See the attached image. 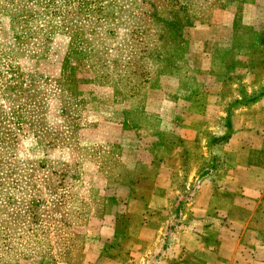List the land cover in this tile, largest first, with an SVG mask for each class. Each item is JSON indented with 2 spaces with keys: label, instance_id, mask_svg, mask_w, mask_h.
<instances>
[{
  "label": "rangeland",
  "instance_id": "1",
  "mask_svg": "<svg viewBox=\"0 0 264 264\" xmlns=\"http://www.w3.org/2000/svg\"><path fill=\"white\" fill-rule=\"evenodd\" d=\"M243 3L0 0V264L83 263L86 232L107 208L98 193H112L94 183L111 167L94 128L114 109L153 124L164 115L172 119L166 131L181 127L184 136L196 122L191 144L164 141L182 150L167 162L188 167L190 148L206 162L211 136L229 133V123L196 115L201 98L179 107L178 120L174 90L187 97L190 83L215 82L205 71L232 65L219 37ZM176 209L187 217L193 210L188 200L169 202Z\"/></svg>",
  "mask_w": 264,
  "mask_h": 264
},
{
  "label": "crops",
  "instance_id": "2",
  "mask_svg": "<svg viewBox=\"0 0 264 264\" xmlns=\"http://www.w3.org/2000/svg\"><path fill=\"white\" fill-rule=\"evenodd\" d=\"M243 4L239 17L222 22L230 33L219 37L232 65L205 71L215 82L203 88L190 83L187 97L183 87L174 90L175 113L201 98L204 109L196 115L229 123V133L211 136L206 162H198L191 148L188 167L167 162L182 150L164 141L185 137L191 144L196 122L188 121L184 136L181 127L166 131L172 119L164 115L161 125L153 124L131 120L117 108L98 121L96 136L106 144L99 156L111 167L94 183L112 193H98L107 208L97 216L99 225L86 232L82 264H264V0ZM115 103L122 106L120 99ZM211 104L220 109L214 113ZM185 200L193 209L189 217L168 210L169 202Z\"/></svg>",
  "mask_w": 264,
  "mask_h": 264
}]
</instances>
